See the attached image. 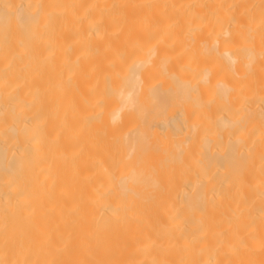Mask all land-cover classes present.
Segmentation results:
<instances>
[{"label": "bare ground", "instance_id": "obj_1", "mask_svg": "<svg viewBox=\"0 0 264 264\" xmlns=\"http://www.w3.org/2000/svg\"><path fill=\"white\" fill-rule=\"evenodd\" d=\"M0 264H264V0H0Z\"/></svg>", "mask_w": 264, "mask_h": 264}]
</instances>
